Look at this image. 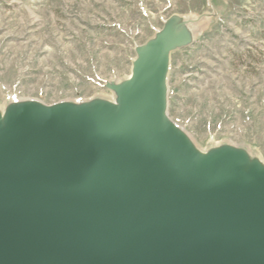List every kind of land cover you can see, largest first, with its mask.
I'll return each instance as SVG.
<instances>
[{
  "label": "water",
  "instance_id": "obj_1",
  "mask_svg": "<svg viewBox=\"0 0 264 264\" xmlns=\"http://www.w3.org/2000/svg\"><path fill=\"white\" fill-rule=\"evenodd\" d=\"M174 14L114 99L0 107V264H264V161L201 150L168 114Z\"/></svg>",
  "mask_w": 264,
  "mask_h": 264
},
{
  "label": "rangeland",
  "instance_id": "obj_2",
  "mask_svg": "<svg viewBox=\"0 0 264 264\" xmlns=\"http://www.w3.org/2000/svg\"><path fill=\"white\" fill-rule=\"evenodd\" d=\"M178 14L195 41L171 55L168 114L201 150L264 161V0H0V107L114 99L136 47Z\"/></svg>",
  "mask_w": 264,
  "mask_h": 264
}]
</instances>
